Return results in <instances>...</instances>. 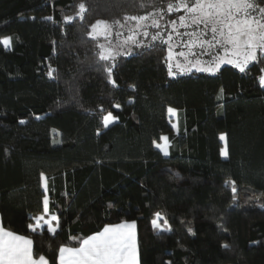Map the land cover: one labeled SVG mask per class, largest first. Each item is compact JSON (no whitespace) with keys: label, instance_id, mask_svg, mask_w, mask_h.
<instances>
[{"label":"trees","instance_id":"16d2710c","mask_svg":"<svg viewBox=\"0 0 264 264\" xmlns=\"http://www.w3.org/2000/svg\"><path fill=\"white\" fill-rule=\"evenodd\" d=\"M167 3L0 0V40L11 38L0 45V218L49 264L60 247L125 221L137 225L140 264H264V182L247 177L264 165V58L243 73L223 65L172 77L166 45L126 46L132 54L116 58L113 85L105 71L113 62L98 59L105 39L88 35L98 19L158 13L161 28L137 37L149 45L184 14ZM134 25L114 26L111 40ZM108 113L116 122L104 127ZM163 136L167 156L155 146ZM45 195L54 234L29 227ZM157 213L170 230L153 227Z\"/></svg>","mask_w":264,"mask_h":264},{"label":"snow or ice","instance_id":"6c2138e0","mask_svg":"<svg viewBox=\"0 0 264 264\" xmlns=\"http://www.w3.org/2000/svg\"><path fill=\"white\" fill-rule=\"evenodd\" d=\"M139 6L143 8L145 4L141 3ZM152 6H155L154 2ZM78 7L77 15L83 19V14L87 11L86 5L81 2ZM166 11L184 14L170 20L171 31L166 38L160 31L151 34L149 45H145L144 41L137 37H149L148 28H161L160 19L163 17L158 19V13L126 14L123 16V23L119 19L111 22L98 19L91 26L92 31L88 35L92 39L103 37L108 41L107 47L104 44L98 45L100 49L98 59L103 62H113L111 66L105 68L113 85L115 81L111 80V75L116 58L132 54L131 47L126 46L154 47L157 41L166 45L169 76L186 74L193 69L197 72L215 74L220 71L222 65H232L243 73L250 64L264 58V0H168ZM72 20L73 17H65V22ZM149 20L150 24L147 23ZM129 21L135 22V25L128 29L129 35L125 37L123 32L117 31L115 36L118 42L113 44L109 39L113 35V27L123 29ZM180 29L186 31L181 32ZM188 29L191 30L187 31ZM121 37L123 39H120ZM0 45L5 49L10 48L11 38H3L0 40ZM175 48H186L187 52L184 50L175 52ZM173 68L176 71H173ZM260 85L264 87V76L260 77ZM168 111L173 112L171 108ZM114 120L112 113H108L103 117L104 127H108ZM173 127L176 128L177 125ZM160 139L164 143H156L155 146L167 156L169 138L163 136ZM220 139L225 138L221 136ZM222 155H227L226 150L222 151ZM45 191H47L46 183ZM232 192L233 194L236 192L234 182ZM43 203L44 213L47 214L49 212L47 195L44 196ZM157 218H160L159 213ZM35 221V226L29 225L33 231L42 228L41 221H43L49 233L56 232L52 221H58L57 216L52 215L49 220H45V216L41 215L36 217ZM164 223L166 224L167 221ZM153 227L164 231L170 230L162 229L157 220H153ZM135 228L134 222L121 223L105 227L103 231L80 241L77 247L62 246L59 248V264H139ZM191 231L189 229V232ZM32 243L31 239L0 226V264H48V260L43 255L34 257Z\"/></svg>","mask_w":264,"mask_h":264},{"label":"crops","instance_id":"0c3cea01","mask_svg":"<svg viewBox=\"0 0 264 264\" xmlns=\"http://www.w3.org/2000/svg\"><path fill=\"white\" fill-rule=\"evenodd\" d=\"M226 150V149H225ZM224 149H223V151H225ZM226 152H227V150H226ZM224 158H225V156H224ZM45 183L47 184V180H46V178L44 177L43 178V188H44V190H45ZM45 192H47V191H45ZM41 215H44L45 216V220H49L50 219V217L52 216V215H55V214H53L52 212H50V208H49V212L47 213V214H45L44 212L42 213V214H40L39 216H41ZM38 216V217H39ZM56 216V215H55ZM58 222L59 221H52V224H53V226L54 227H56V231L58 230ZM134 221H125V222H120V223H115V224H110V225H107V226H105V227H109V226H114V225H118V224H121V223H133ZM35 223H36V221H35V219H34V222H33V226H35ZM135 223V222H134ZM41 224L43 225V227L42 228H37L36 229V231H33V232H39V231H42L43 229H47V225L46 224H44V222L43 221H41ZM135 225H136V223H135ZM0 226H2V222H1V218H0ZM3 227V226H2ZM104 227V228H105ZM4 228V227H3ZM103 228V229H104ZM32 229V228H31ZM103 229L101 230V231H103ZM6 230V229H5ZM100 231V232H101ZM135 233H136V243H137V253H138V260H139V264H140V253H139V247H138V233H137V225H136V228H135ZM95 234H97V233H95ZM95 234H93V235H95ZM18 235V234H17ZM93 235H91V236H93ZM21 236V235H20ZM24 237H26V236H24ZM90 237V236H89ZM26 238H28V237H26ZM88 238V237H87ZM87 238H85V239H87ZM28 239H30V238H28ZM68 247V246H67ZM32 248H33V243H32ZM34 255V254H33ZM58 256H59V254H58ZM35 258H38V257H36V256H34ZM46 258V257H45ZM47 259V258H46ZM48 260V259H47ZM48 264H49V261H48ZM58 264H59V261H58Z\"/></svg>","mask_w":264,"mask_h":264},{"label":"rangeland","instance_id":"374dc122","mask_svg":"<svg viewBox=\"0 0 264 264\" xmlns=\"http://www.w3.org/2000/svg\"><path fill=\"white\" fill-rule=\"evenodd\" d=\"M109 39L111 40V37H110ZM112 43H113V44H116L117 42L115 43V42L112 41ZM102 44H104L106 47L109 46V45H108V41H106V40H104V41L102 42ZM258 55H259V53H258ZM222 66H223V65H222ZM222 66H221V67H222ZM173 71H176V69L173 68ZM192 71H195V69H193ZM189 73H190V72H189ZM177 75H182V74H177ZM177 75H175V76H177ZM263 76H264V73H263ZM172 77H174V76H172ZM172 110H173V112H172V113H169L170 118H171V121H172V125H177V112H176L175 109H172ZM115 122H116V118H115V120H114L113 123H115ZM113 123L109 124L108 127H109L110 125H112ZM174 129H175V131H177V130H178V125H177V127L174 128ZM223 141H224V139H223ZM160 143L163 144L164 142L161 140ZM168 143H169V141H168ZM223 143H224V142H223ZM223 149L225 150L226 147L224 146ZM222 151H223V150H222ZM223 156H225V155H223ZM226 156H227V155H226ZM226 156H225V157H226ZM247 177H249V178H251V179H258L259 181L264 182V165L261 167L260 171L257 172V173H247ZM160 219H161V216H160L159 219L156 217V220H157V223H158V224H160V223H159V220H160ZM160 225H161V224H160ZM161 228L163 229L164 226L161 225Z\"/></svg>","mask_w":264,"mask_h":264}]
</instances>
